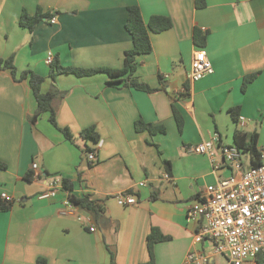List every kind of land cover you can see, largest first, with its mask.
<instances>
[{"label": "crops", "instance_id": "1", "mask_svg": "<svg viewBox=\"0 0 264 264\" xmlns=\"http://www.w3.org/2000/svg\"><path fill=\"white\" fill-rule=\"evenodd\" d=\"M204 1L197 7L196 0H0V57L13 55L17 72L43 76L42 91L54 85L63 92L54 100L56 121L74 135L67 140L47 113L31 123L36 102L27 81L0 68V192L14 197L0 211V264H111L112 256L114 264H145L151 228L166 236L152 245L153 264H184L189 250L209 251V242H193L196 222L187 218L186 207L220 177L240 172L222 160L217 146V169L207 155L186 146L214 132L226 145L234 144L236 131L256 132V146L264 151V0ZM131 5H138L145 22L152 15L171 22L150 33L152 50L137 59L135 76L156 90L109 85L104 72L60 73L51 81L48 51L64 66L120 68L132 46L125 29ZM38 10L56 22L42 19L32 31L19 25L22 11ZM195 29L205 34L203 46L194 42ZM197 49L213 72L191 81ZM250 74L256 76L242 90ZM186 81L187 96L177 97ZM172 102L183 119L181 131ZM234 107L246 118L243 126L229 112ZM138 119L166 131H136ZM89 126L98 132L97 142L78 136ZM86 147L95 154L91 165ZM55 176L70 180L75 196L103 200L104 216L96 221L77 205L75 214L63 213L64 188L40 198ZM128 191L137 202L118 204L114 195Z\"/></svg>", "mask_w": 264, "mask_h": 264}, {"label": "built area", "instance_id": "2", "mask_svg": "<svg viewBox=\"0 0 264 264\" xmlns=\"http://www.w3.org/2000/svg\"><path fill=\"white\" fill-rule=\"evenodd\" d=\"M50 23L56 18L50 17ZM53 59V53H46V62ZM213 72V66L206 53L197 49L192 57L188 78L196 81ZM244 116L238 115L237 124L243 126ZM217 146L224 162L230 164L239 175L231 174L220 177L216 183L206 187L205 193L198 200L186 207L189 220L196 222L193 242L207 241L211 244L209 251L191 249L187 252L184 264L215 263V257L224 256L228 264H249L259 251L264 250V162L257 166L250 164L243 169L242 151L234 144L220 143V137L214 132L210 138L186 146V150L193 153L207 155L213 164V169L220 167L213 152ZM264 158V151L261 154ZM88 161L95 160L94 152L86 153ZM36 169L37 164L33 163ZM168 178V174L164 175ZM143 184V182H140ZM61 178L51 179L47 190L39 193L40 198L55 196L58 189H62ZM5 201H13L14 197L7 192H0ZM118 204L131 205L137 202L133 192H119L114 195ZM63 213L75 214L76 205L68 198L63 201ZM80 219L79 216H77ZM90 231L95 227L91 225Z\"/></svg>", "mask_w": 264, "mask_h": 264}, {"label": "trees", "instance_id": "3", "mask_svg": "<svg viewBox=\"0 0 264 264\" xmlns=\"http://www.w3.org/2000/svg\"><path fill=\"white\" fill-rule=\"evenodd\" d=\"M204 0H196V6L202 7L204 6ZM127 18L125 21V29L128 31L131 40L132 46L123 52V59L122 65L118 69H112L108 67L98 66L94 68H81L75 66H64L60 64L57 57H53L52 61L49 63V78L51 81H54L56 76L60 73H71L76 76H86L92 75L97 72H104L108 76V80L106 81L109 85H119L122 84L124 86L133 87L137 90H142L146 92H151L156 90L157 88H153L149 86L147 83L140 81L135 76L136 69L138 66V57L140 55L149 53L152 50V44L150 40V33H157L163 30L168 29L171 26L170 19L164 15H152L150 16L149 20L145 22L142 18V14L140 12V8L138 5H131L127 8ZM51 13H41L39 10L30 15L26 11H22L18 23L21 27L32 31L36 24L42 19H49L51 17ZM194 42L198 46H203L205 44V34L201 33L199 30L195 29ZM0 68L9 69L12 76L16 80H23L27 81L29 88L32 91V94L35 98L36 108L33 113L29 116V121L34 123L37 118L43 114H48V121L54 127H56L64 137L69 140H74V135L67 127H60L56 121V110L54 107V100L55 98L61 96L63 94L62 91H59L54 85L47 91L41 90V84L44 81V77L33 72L32 70H23L21 72H17V69L13 63V55H10L7 58L0 57ZM256 74H250L244 76L242 82V90L245 89L246 85L255 78ZM189 84L188 81L183 83L182 91L177 92V97H185L188 94ZM172 101L175 98L172 96ZM172 113L174 119L176 121V125L178 130L181 131L183 128V119L180 112L175 107L174 103L171 104ZM232 118L237 123L238 119V107H234L229 110ZM134 128L136 131H143L147 130L150 134L154 133H164L166 128L159 124L153 125L151 123H146L143 120H136L134 122ZM78 136L83 140H91L93 142H97L99 140V134L96 131L94 126H89L82 129ZM257 133L252 132L250 134H245L240 131H236L234 133V145H236L242 153H246L249 157V164L250 166H257L261 163L262 152L257 148ZM83 153H87L91 151L90 148H84ZM86 158V157H85ZM87 160V159H86ZM87 162L91 165L93 161ZM5 164L0 161V169H4ZM62 187L68 191V198L70 201L77 205L79 208L88 211L96 221H99L100 218L104 216L105 207L103 204V200L93 199L90 198L89 195H84L81 197H77L71 193L72 191V183L67 178H61ZM126 193H131L128 191ZM13 201H5L0 197V211L8 210ZM166 239L157 228H151L150 232L147 235V249L149 253V261L145 264H153V252H152V245L157 242ZM111 264L113 262V256L111 260ZM249 264H264V250L259 251L255 254L253 260Z\"/></svg>", "mask_w": 264, "mask_h": 264}, {"label": "rangeland", "instance_id": "4", "mask_svg": "<svg viewBox=\"0 0 264 264\" xmlns=\"http://www.w3.org/2000/svg\"><path fill=\"white\" fill-rule=\"evenodd\" d=\"M242 162H243L244 166L248 164L247 156L245 153H242ZM215 262H216V264H228L227 259L221 255H219L215 258Z\"/></svg>", "mask_w": 264, "mask_h": 264}]
</instances>
